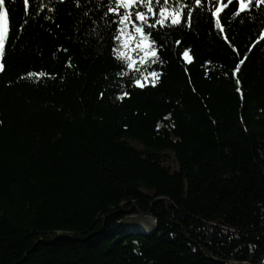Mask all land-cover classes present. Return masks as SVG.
<instances>
[{
  "label": "trees",
  "instance_id": "trees-1",
  "mask_svg": "<svg viewBox=\"0 0 264 264\" xmlns=\"http://www.w3.org/2000/svg\"><path fill=\"white\" fill-rule=\"evenodd\" d=\"M108 3L6 0L0 264H264V5L224 8L221 32L203 0L154 32L139 88L115 75Z\"/></svg>",
  "mask_w": 264,
  "mask_h": 264
},
{
  "label": "snow or ice",
  "instance_id": "snow-or-ice-1",
  "mask_svg": "<svg viewBox=\"0 0 264 264\" xmlns=\"http://www.w3.org/2000/svg\"><path fill=\"white\" fill-rule=\"evenodd\" d=\"M179 2L180 0H114L115 6L108 3L105 9L109 14L106 17V23L109 26V42L112 58L116 61L117 71L115 75L117 77L122 78L131 74L136 77L131 80L134 87L144 88L147 84L155 87L160 74L156 71L145 73L139 70V66L148 62H162L159 53L163 45L158 42L153 33H163L169 24L179 26L185 21V18L190 27L192 17L196 11L200 10L199 6L202 5L203 0H194L198 6L196 9L192 8V0H183L184 6L182 8L176 7ZM216 3L219 6H215L214 11H211L209 20L211 22V18H216V28L224 32L226 29L222 25L223 18L221 16L224 8L238 4L233 12V15L238 17L241 13L251 11L252 4L264 5V0H216ZM0 4L3 5V19L0 21V49H2L9 27L10 10L6 8V0H0ZM24 4L27 8L29 0H24ZM169 4H172L173 7L169 8ZM259 35L260 40L257 41L256 45H252L253 47L264 41V31H261ZM250 53L251 48L249 55ZM181 55L184 61H191L187 49ZM243 63L244 60H240L236 64V70H239ZM38 75L43 76L44 73L41 72ZM123 95H128V93L125 92Z\"/></svg>",
  "mask_w": 264,
  "mask_h": 264
},
{
  "label": "rangeland",
  "instance_id": "rangeland-1",
  "mask_svg": "<svg viewBox=\"0 0 264 264\" xmlns=\"http://www.w3.org/2000/svg\"><path fill=\"white\" fill-rule=\"evenodd\" d=\"M2 17L1 20L2 21ZM1 50V49H0ZM0 66H1V53H0ZM129 143L133 146H135L138 149H142V146L139 145L137 142L129 140ZM169 159H168V165L172 168V169H177L178 165L177 163L172 159V153L169 151L165 152ZM154 220L147 216V215H131L126 217L123 220V225H125L126 227H128L129 229H137V230H141V231H145V232H150L153 227H154Z\"/></svg>",
  "mask_w": 264,
  "mask_h": 264
}]
</instances>
